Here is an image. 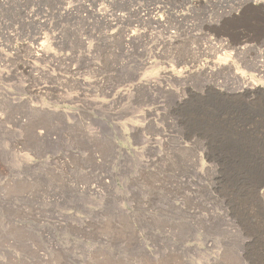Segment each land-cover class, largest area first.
Listing matches in <instances>:
<instances>
[{
    "label": "rangeland",
    "instance_id": "obj_1",
    "mask_svg": "<svg viewBox=\"0 0 264 264\" xmlns=\"http://www.w3.org/2000/svg\"><path fill=\"white\" fill-rule=\"evenodd\" d=\"M247 1L0 0V264H264Z\"/></svg>",
    "mask_w": 264,
    "mask_h": 264
},
{
    "label": "bare ground",
    "instance_id": "obj_2",
    "mask_svg": "<svg viewBox=\"0 0 264 264\" xmlns=\"http://www.w3.org/2000/svg\"><path fill=\"white\" fill-rule=\"evenodd\" d=\"M249 1V2H248ZM247 2L248 3H250L251 5H253L254 3H255V1L256 0H248ZM249 6V5H248ZM252 7V6H251ZM152 12V11H151ZM238 49V48H237ZM35 52H36V49L35 50H32L31 51V53L33 54V55H35ZM42 53V55L43 56H45L44 55V53L43 52H41ZM36 54H37V52H36ZM48 54V53H47ZM38 55V54H37ZM24 68L25 69H27V68H29L28 67V65L27 64H25L24 65ZM216 69H219V68H216ZM224 69V68H223ZM232 69V68H231ZM31 71H32V69H30ZM210 70V69H209ZM225 70V69H224ZM29 71V70H28ZM30 71V72H31ZM40 71V70H39ZM213 71V70H212ZM34 73V72H33ZM195 73V72H194ZM207 73V72H206ZM233 73V72H232ZM191 74V73H190ZM235 74V73H234ZM237 74V73H236ZM238 75V74H237ZM232 77H236V76H232ZM237 78H239V76H237ZM236 79V78H235ZM225 81V80H224ZM213 82V81H212ZM232 82V81H231ZM229 83V82H228ZM228 83L226 84L227 86H230V85H228ZM232 84V83H231ZM220 85V84H219ZM232 86V85H231ZM238 86V85H237ZM212 87V86H211ZM232 88V87H231ZM237 88V87H236ZM235 88V89H236ZM238 88H239V91L241 90L242 91V93H244V94H247V95H252V93H254L255 91H257L259 88H260V86H258L256 83H254L253 81H251L250 79H248L247 77H240V80H239V86H238ZM224 92V91H223ZM237 93V92H236ZM250 95V96H251ZM246 96V95H245ZM254 99V98H253ZM170 130V129H169ZM197 130V129H196ZM166 131V130H165ZM168 131V130H167ZM173 131V130H172ZM178 131V130H177ZM174 132V131H173ZM168 135V134H167ZM166 136V135H165ZM198 136V135H197ZM170 137V136H169ZM209 138V137H208ZM212 139V138H211ZM263 190V192H264V188L262 189Z\"/></svg>",
    "mask_w": 264,
    "mask_h": 264
}]
</instances>
